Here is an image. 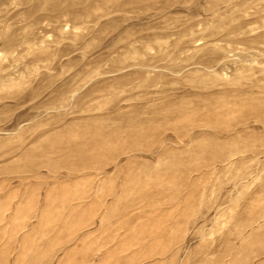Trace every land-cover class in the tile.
Segmentation results:
<instances>
[{
	"label": "rangeland",
	"instance_id": "obj_1",
	"mask_svg": "<svg viewBox=\"0 0 264 264\" xmlns=\"http://www.w3.org/2000/svg\"><path fill=\"white\" fill-rule=\"evenodd\" d=\"M0 264H264V0H0Z\"/></svg>",
	"mask_w": 264,
	"mask_h": 264
}]
</instances>
